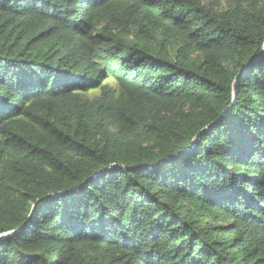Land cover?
<instances>
[{"label":"trees","instance_id":"1","mask_svg":"<svg viewBox=\"0 0 264 264\" xmlns=\"http://www.w3.org/2000/svg\"><path fill=\"white\" fill-rule=\"evenodd\" d=\"M0 264H264V0H0Z\"/></svg>","mask_w":264,"mask_h":264}]
</instances>
